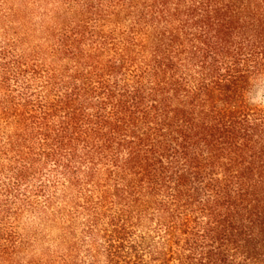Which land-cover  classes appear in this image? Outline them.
Wrapping results in <instances>:
<instances>
[{"label":"trees","instance_id":"1","mask_svg":"<svg viewBox=\"0 0 264 264\" xmlns=\"http://www.w3.org/2000/svg\"><path fill=\"white\" fill-rule=\"evenodd\" d=\"M264 0H0V264H264Z\"/></svg>","mask_w":264,"mask_h":264},{"label":"rangeland","instance_id":"2","mask_svg":"<svg viewBox=\"0 0 264 264\" xmlns=\"http://www.w3.org/2000/svg\"><path fill=\"white\" fill-rule=\"evenodd\" d=\"M250 97L254 104H264V77L253 82Z\"/></svg>","mask_w":264,"mask_h":264}]
</instances>
